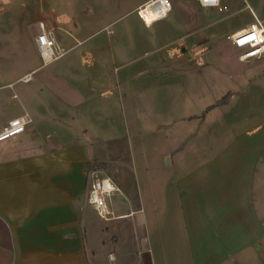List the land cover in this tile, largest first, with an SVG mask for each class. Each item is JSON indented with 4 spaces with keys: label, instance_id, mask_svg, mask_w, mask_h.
Here are the masks:
<instances>
[{
    "label": "crops",
    "instance_id": "crops-1",
    "mask_svg": "<svg viewBox=\"0 0 264 264\" xmlns=\"http://www.w3.org/2000/svg\"><path fill=\"white\" fill-rule=\"evenodd\" d=\"M41 13L31 25L29 53L15 60L41 56L35 43L38 23L50 25L48 14ZM52 28L59 40L70 33L60 23L54 22ZM0 61L4 56L0 55ZM10 61L0 63V129L25 110L33 122L22 133L0 142V264L255 262L252 255L260 251L264 239V222L254 206L262 148L252 150L247 145L240 151L243 158L237 166L222 160L223 152L213 156L219 157L218 161L208 157L187 171L181 168V156L173 162L167 155V166L174 163L168 176L156 173L161 166L148 165L140 171L131 152L120 149L119 138L108 135L113 125L103 123L108 124L106 135L91 140L89 129L81 123L83 114L89 117L91 109L114 107L113 81L104 70L80 74L81 70L63 63L44 71L38 77L39 84L17 91L14 86L22 76L45 65L6 81L18 67ZM73 76L86 79L73 81ZM93 77L100 79V88L91 84ZM191 158L193 162L198 157ZM89 162L109 164L121 189L109 199L110 219L128 222V233L119 234L134 244L126 255L105 253L97 232L89 227L93 219L88 209L96 212L89 202L83 205L89 188ZM114 196H118L119 206ZM110 253H114V260H110Z\"/></svg>",
    "mask_w": 264,
    "mask_h": 264
},
{
    "label": "rangeland",
    "instance_id": "rangeland-1",
    "mask_svg": "<svg viewBox=\"0 0 264 264\" xmlns=\"http://www.w3.org/2000/svg\"><path fill=\"white\" fill-rule=\"evenodd\" d=\"M148 1L0 0V55L4 56L0 63L18 64L6 81L43 63L41 56L15 60L29 53L31 25L42 10L48 14L50 25L44 21L48 28L56 22L70 31L64 40L57 37L65 55L32 74L31 81L19 79L14 89L39 84L44 71L63 63L81 70L80 74L104 70L113 81L114 107L91 109L89 117L79 118L89 129L88 139L106 135L108 124H102L109 122L113 131L108 135L119 138L122 151L131 152L136 168L161 166L155 169L160 176L173 173L174 163L167 166V155L173 162L182 158L184 171L208 157L216 162L219 157L213 156L223 152L222 160L237 166L247 145L252 150L262 148L264 155V56L241 59L242 49L227 38L254 22L253 12L264 18V0H221L216 8L202 7L196 0H170L172 9L153 24L144 23L138 14ZM91 84L101 87L99 78ZM194 155L198 158L192 162ZM262 160L257 166L254 206L264 222ZM105 168L111 176L112 167ZM113 198L119 206L118 196ZM84 203L88 205L87 194ZM88 212L93 219L89 227L97 232L105 253L131 251L132 239L120 236L130 229L127 221L102 219L91 207ZM261 242L252 264H264V239Z\"/></svg>",
    "mask_w": 264,
    "mask_h": 264
},
{
    "label": "built area",
    "instance_id": "built-area-1",
    "mask_svg": "<svg viewBox=\"0 0 264 264\" xmlns=\"http://www.w3.org/2000/svg\"><path fill=\"white\" fill-rule=\"evenodd\" d=\"M153 1V0H152ZM157 1V0H154ZM162 6H165L164 18L172 9L170 0H160ZM202 7L216 8L220 5L221 0H196ZM255 21L247 27L236 30L227 35V38L238 48L242 49L241 59H248L256 56H264V18H259L254 12ZM37 49L43 60V64L60 58L64 55L63 50L57 43V35L53 29L48 28L44 22H39L38 33L35 37ZM32 79V74H26L20 78L25 82ZM10 83L9 85H13ZM33 122L32 115L27 111L9 119L0 129V142L22 133ZM121 191L115 181L100 169L92 168L89 170V188L87 193L88 202L94 207L97 214L103 219L113 217L110 209L109 199L117 192ZM110 260L115 259L114 253L109 254Z\"/></svg>",
    "mask_w": 264,
    "mask_h": 264
},
{
    "label": "bare ground",
    "instance_id": "bare-ground-1",
    "mask_svg": "<svg viewBox=\"0 0 264 264\" xmlns=\"http://www.w3.org/2000/svg\"><path fill=\"white\" fill-rule=\"evenodd\" d=\"M164 8L165 6H162V2L160 0H150L138 8V14L144 22L147 24H153L154 22L162 19L166 10Z\"/></svg>",
    "mask_w": 264,
    "mask_h": 264
},
{
    "label": "trees",
    "instance_id": "trees-1",
    "mask_svg": "<svg viewBox=\"0 0 264 264\" xmlns=\"http://www.w3.org/2000/svg\"><path fill=\"white\" fill-rule=\"evenodd\" d=\"M98 166L100 167H105L106 163H100L98 164ZM92 168H94L93 164H91L90 162L88 163V170H91Z\"/></svg>",
    "mask_w": 264,
    "mask_h": 264
}]
</instances>
